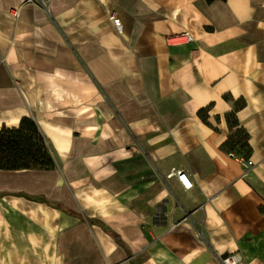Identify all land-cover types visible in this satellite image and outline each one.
Returning <instances> with one entry per match:
<instances>
[{
  "label": "crops",
  "instance_id": "0c3cea01",
  "mask_svg": "<svg viewBox=\"0 0 264 264\" xmlns=\"http://www.w3.org/2000/svg\"><path fill=\"white\" fill-rule=\"evenodd\" d=\"M232 110L247 155L222 147ZM23 116L71 161L65 204L119 235L96 232L108 264H264V0H0V128ZM53 170L15 188L41 205Z\"/></svg>",
  "mask_w": 264,
  "mask_h": 264
},
{
  "label": "rangeland",
  "instance_id": "374dc122",
  "mask_svg": "<svg viewBox=\"0 0 264 264\" xmlns=\"http://www.w3.org/2000/svg\"><path fill=\"white\" fill-rule=\"evenodd\" d=\"M243 137L242 132L232 134L234 141H241ZM245 151L238 145L234 148L238 155ZM55 163L56 167L51 172L53 181L39 187L54 198L43 195L45 203L39 200L41 205L34 204L38 202L34 194L24 192L27 195L24 196L21 195L23 191L16 189L22 185V178L10 177L7 182L0 180V184L16 189L0 190V264H108L120 257L96 235L97 231L104 232L108 228L81 212L79 203L71 196L67 199L74 208L65 204L63 199L69 191L64 169L71 161L55 157ZM72 167L75 171V162L69 166L68 172ZM30 174L34 177V173ZM54 204L58 207L54 208ZM70 213L81 215V218ZM126 252L129 256V250Z\"/></svg>",
  "mask_w": 264,
  "mask_h": 264
},
{
  "label": "trees",
  "instance_id": "16d2710c",
  "mask_svg": "<svg viewBox=\"0 0 264 264\" xmlns=\"http://www.w3.org/2000/svg\"><path fill=\"white\" fill-rule=\"evenodd\" d=\"M208 3L214 0H206ZM236 108L245 105V100L240 98L235 102ZM205 108L199 110L200 115L205 119ZM226 120L229 126L230 135L222 144V147L233 152L236 145L245 148V155L249 153L250 146L248 140L249 134L242 128L236 118L235 111L232 110L226 114ZM242 132L243 140L234 141L232 134ZM235 135V134H234ZM56 167L55 159L51 151L50 144L41 132L38 124L30 117L23 116L18 126L8 127L3 125L0 128V169L2 170H18V169H45L50 170ZM58 207V205H54ZM75 215L80 217L81 215ZM112 236L115 241L124 246L119 235L110 229L105 230Z\"/></svg>",
  "mask_w": 264,
  "mask_h": 264
},
{
  "label": "built area",
  "instance_id": "2783aa9c",
  "mask_svg": "<svg viewBox=\"0 0 264 264\" xmlns=\"http://www.w3.org/2000/svg\"><path fill=\"white\" fill-rule=\"evenodd\" d=\"M23 3L34 4L41 7L47 6V0H23ZM110 18L113 21H116L113 14L110 16ZM165 41L168 46L180 47L194 42V36L190 31L182 30L167 34L165 36ZM242 161L246 166L252 164L250 160L247 161L242 160ZM173 176H175L178 179V181L185 190H190L192 188V182L190 181L188 174L184 169H175V168L171 169V171L167 174V177L170 178ZM240 261H241V257L237 252H232L221 257L222 264H240Z\"/></svg>",
  "mask_w": 264,
  "mask_h": 264
},
{
  "label": "bare ground",
  "instance_id": "6f19581e",
  "mask_svg": "<svg viewBox=\"0 0 264 264\" xmlns=\"http://www.w3.org/2000/svg\"><path fill=\"white\" fill-rule=\"evenodd\" d=\"M31 169H18L15 170L13 172H11V174H8V177L11 178H21V177H25L28 179V181H30V183H35V179L33 177L32 174H30ZM47 182H50V180H47Z\"/></svg>",
  "mask_w": 264,
  "mask_h": 264
}]
</instances>
